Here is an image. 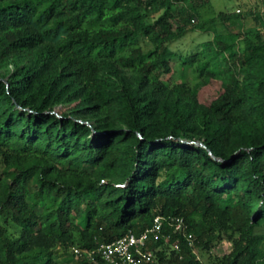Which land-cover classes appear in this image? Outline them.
Returning a JSON list of instances; mask_svg holds the SVG:
<instances>
[{
  "label": "trees",
  "instance_id": "obj_1",
  "mask_svg": "<svg viewBox=\"0 0 264 264\" xmlns=\"http://www.w3.org/2000/svg\"><path fill=\"white\" fill-rule=\"evenodd\" d=\"M262 8L249 31L217 14L239 31L183 58L170 86L169 43L215 22L194 0H0V264H105L74 249L157 216L159 264H264Z\"/></svg>",
  "mask_w": 264,
  "mask_h": 264
},
{
  "label": "rangeland",
  "instance_id": "obj_2",
  "mask_svg": "<svg viewBox=\"0 0 264 264\" xmlns=\"http://www.w3.org/2000/svg\"><path fill=\"white\" fill-rule=\"evenodd\" d=\"M194 2L199 7L202 14L201 22L213 19L215 22H213L212 28L207 33H204L203 31L188 32L185 37L169 43L171 51L176 56L171 62L172 73L164 75L162 80L170 86L179 83L185 77V69L182 65L183 58L200 50L201 44L211 40L216 34L237 33L239 31L240 26L224 25L217 19V14L221 12L227 14L240 13L242 18L239 21V24L244 26V31L256 30L258 28L261 29V27L255 22L254 16L262 13V0H194ZM219 90L220 84L216 82L202 88L199 94L200 101L209 103L217 97ZM2 223L3 221L0 217V224ZM7 228L10 235L15 237L19 235V231L15 228ZM229 250L230 244L228 242H223L213 250L212 255L222 256L227 254ZM170 251L171 249L168 250V253H170ZM203 260L205 262L207 258H204ZM60 264L65 263L61 262ZM154 264H159L158 259H156Z\"/></svg>",
  "mask_w": 264,
  "mask_h": 264
},
{
  "label": "built area",
  "instance_id": "obj_3",
  "mask_svg": "<svg viewBox=\"0 0 264 264\" xmlns=\"http://www.w3.org/2000/svg\"><path fill=\"white\" fill-rule=\"evenodd\" d=\"M166 222H168V219L157 216L152 226L139 235L129 231L125 236L114 242L101 244L95 251H84L75 248L74 254L77 258H85L90 261H95L97 255L105 264H154L156 255L151 246L162 239ZM169 224L174 228L175 233L186 239L192 246L194 245V238L191 234H188L184 219L171 218ZM173 248L180 251L179 240Z\"/></svg>",
  "mask_w": 264,
  "mask_h": 264
}]
</instances>
